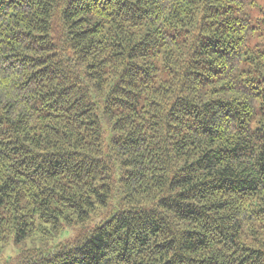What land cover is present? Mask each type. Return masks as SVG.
<instances>
[{"label": "trees", "instance_id": "1", "mask_svg": "<svg viewBox=\"0 0 264 264\" xmlns=\"http://www.w3.org/2000/svg\"><path fill=\"white\" fill-rule=\"evenodd\" d=\"M256 2L0 0L6 264H264Z\"/></svg>", "mask_w": 264, "mask_h": 264}, {"label": "rangeland", "instance_id": "2", "mask_svg": "<svg viewBox=\"0 0 264 264\" xmlns=\"http://www.w3.org/2000/svg\"><path fill=\"white\" fill-rule=\"evenodd\" d=\"M264 12V0H257L256 4L247 9V15L251 17L255 25H259V29L256 34L251 38V45L256 44L264 45V30L261 27L262 16ZM99 219V218H98ZM97 221V219H96ZM78 233L76 226H66L61 232L55 234V236L44 242L39 238L27 237L26 239L16 243L14 240H10L8 243L3 244L0 247V264H6V260L16 256L21 249L37 247L45 250L54 249L59 243L74 237Z\"/></svg>", "mask_w": 264, "mask_h": 264}]
</instances>
